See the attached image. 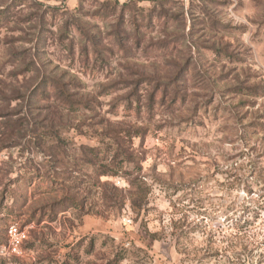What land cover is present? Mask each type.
I'll use <instances>...</instances> for the list:
<instances>
[{
  "label": "rangeland",
  "instance_id": "374dc122",
  "mask_svg": "<svg viewBox=\"0 0 264 264\" xmlns=\"http://www.w3.org/2000/svg\"><path fill=\"white\" fill-rule=\"evenodd\" d=\"M0 264H264V0H0Z\"/></svg>",
  "mask_w": 264,
  "mask_h": 264
},
{
  "label": "built area",
  "instance_id": "2783aa9c",
  "mask_svg": "<svg viewBox=\"0 0 264 264\" xmlns=\"http://www.w3.org/2000/svg\"><path fill=\"white\" fill-rule=\"evenodd\" d=\"M9 236V246H8V253L9 254H19L21 245L26 239L25 231H22L18 228L17 225H13L8 230ZM2 254H6V248L2 249Z\"/></svg>",
  "mask_w": 264,
  "mask_h": 264
},
{
  "label": "trees",
  "instance_id": "16d2710c",
  "mask_svg": "<svg viewBox=\"0 0 264 264\" xmlns=\"http://www.w3.org/2000/svg\"><path fill=\"white\" fill-rule=\"evenodd\" d=\"M55 146H56V148H58V149L60 148V144H58V145H55Z\"/></svg>",
  "mask_w": 264,
  "mask_h": 264
}]
</instances>
